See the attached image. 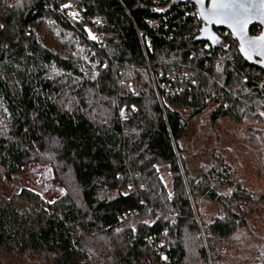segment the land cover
<instances>
[{
	"label": "trees",
	"instance_id": "1",
	"mask_svg": "<svg viewBox=\"0 0 264 264\" xmlns=\"http://www.w3.org/2000/svg\"><path fill=\"white\" fill-rule=\"evenodd\" d=\"M166 7L0 0V169L45 167L63 190L48 203L0 181V264L264 258L246 181L264 179V73L225 31L229 51L196 43L195 7Z\"/></svg>",
	"mask_w": 264,
	"mask_h": 264
},
{
	"label": "water",
	"instance_id": "2",
	"mask_svg": "<svg viewBox=\"0 0 264 264\" xmlns=\"http://www.w3.org/2000/svg\"><path fill=\"white\" fill-rule=\"evenodd\" d=\"M164 4H167L165 13L173 11L175 8L181 6H193L196 8L197 17L201 23V31L199 36L196 38V43L206 44L207 50H222L229 51L230 44L222 39L216 31H225L231 35L233 40L237 43L238 52L245 63L251 67H255L258 70H261L264 73V58L256 55L255 52H250L252 59H248L244 53L241 52V47L243 41L237 36L232 28L228 26L230 21L225 23L217 22V17L211 15L212 11V0H203V3H200V0H163ZM242 2H249V0H242ZM256 7L253 12L250 13L251 22L247 24L244 33L245 40L257 41V44L260 46V50L264 51V41H259L257 38L264 37V7L260 6V0H250ZM201 13L205 15L202 16ZM258 28L260 31L253 36L252 30ZM212 37L218 39V43H213Z\"/></svg>",
	"mask_w": 264,
	"mask_h": 264
},
{
	"label": "rangeland",
	"instance_id": "3",
	"mask_svg": "<svg viewBox=\"0 0 264 264\" xmlns=\"http://www.w3.org/2000/svg\"><path fill=\"white\" fill-rule=\"evenodd\" d=\"M0 26L3 25L0 23ZM1 29L2 27H0V30ZM203 126L204 123L199 126V130ZM230 151L234 152V149L230 148ZM259 164L260 166L263 165V157L260 158ZM239 166L241 169V177L237 179V184H240L242 179L246 180L243 175L241 165ZM0 181L5 195L8 197L20 192L23 189H29L40 194L46 202L51 203L63 195V190L53 180L51 171L45 167H29L25 169L21 175L12 180L6 179L3 170L0 169ZM246 181L252 188L256 189L258 196L264 200V179L259 184L256 180ZM244 182L245 181H243V183ZM246 191H248V189H246ZM208 216L209 210L203 209L200 211L199 220L205 219ZM259 264H264V258L260 260Z\"/></svg>",
	"mask_w": 264,
	"mask_h": 264
},
{
	"label": "snow or ice",
	"instance_id": "4",
	"mask_svg": "<svg viewBox=\"0 0 264 264\" xmlns=\"http://www.w3.org/2000/svg\"><path fill=\"white\" fill-rule=\"evenodd\" d=\"M203 3V0H200ZM260 6L264 7V0H260ZM65 8L70 5H64ZM255 5L250 2H242V0H212L211 15L217 17V22L225 23L230 21L228 26L233 29L237 36L243 41L241 52L248 59H252L250 52H255L256 55L264 58V51L260 50L257 41L245 40L244 33L248 23L251 22L250 13L255 10ZM75 15V14H73ZM204 16V13H201ZM264 22V21H262ZM2 27V26H0ZM95 39V37H92ZM259 41H264V37L257 38ZM213 43H218L216 37H212Z\"/></svg>",
	"mask_w": 264,
	"mask_h": 264
},
{
	"label": "built area",
	"instance_id": "5",
	"mask_svg": "<svg viewBox=\"0 0 264 264\" xmlns=\"http://www.w3.org/2000/svg\"><path fill=\"white\" fill-rule=\"evenodd\" d=\"M196 15H197V12H196ZM197 221L200 222L199 218H197ZM202 234L205 236L206 235V231L202 230Z\"/></svg>",
	"mask_w": 264,
	"mask_h": 264
},
{
	"label": "bare ground",
	"instance_id": "6",
	"mask_svg": "<svg viewBox=\"0 0 264 264\" xmlns=\"http://www.w3.org/2000/svg\"><path fill=\"white\" fill-rule=\"evenodd\" d=\"M199 21V20H198ZM200 31H201V29H200ZM199 34H200V32H199Z\"/></svg>",
	"mask_w": 264,
	"mask_h": 264
}]
</instances>
